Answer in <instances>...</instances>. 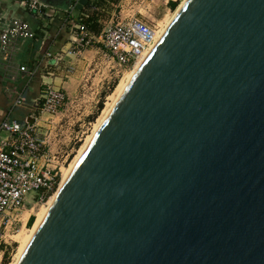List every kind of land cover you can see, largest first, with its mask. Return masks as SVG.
<instances>
[{
    "label": "water",
    "instance_id": "water-1",
    "mask_svg": "<svg viewBox=\"0 0 264 264\" xmlns=\"http://www.w3.org/2000/svg\"><path fill=\"white\" fill-rule=\"evenodd\" d=\"M16 264H264V0H184Z\"/></svg>",
    "mask_w": 264,
    "mask_h": 264
},
{
    "label": "built area",
    "instance_id": "built-area-1",
    "mask_svg": "<svg viewBox=\"0 0 264 264\" xmlns=\"http://www.w3.org/2000/svg\"><path fill=\"white\" fill-rule=\"evenodd\" d=\"M79 0H70L64 10L71 16ZM179 0H164L165 3ZM38 17L46 14L48 6L40 0H21ZM95 0L91 1L93 11ZM139 13V12H138ZM87 16V14H85ZM52 21L53 17L49 16ZM101 21V22H100ZM101 31L98 35L90 32L84 25L74 24L69 36L70 46L56 52L46 50L44 68L46 73L60 66L66 57H76L88 48L102 46L108 64L113 69V77L130 69L143 55L147 54L157 41L158 28L149 24L136 13L110 16L99 19ZM35 31L28 22L14 18L0 31V54L5 61L10 59L14 42L33 39ZM71 66L66 73H71ZM26 71L25 66L19 67ZM35 74V69L28 71ZM107 89H110L107 86ZM26 98L19 94L14 106L25 104ZM36 108L29 112L22 122L4 119L0 122V240L14 234L17 225L23 223V214L36 204L45 203L57 191L62 170L68 165L69 154L58 156L54 150L59 117L68 104L65 91L52 82H44Z\"/></svg>",
    "mask_w": 264,
    "mask_h": 264
},
{
    "label": "rangeland",
    "instance_id": "rangeland-1",
    "mask_svg": "<svg viewBox=\"0 0 264 264\" xmlns=\"http://www.w3.org/2000/svg\"><path fill=\"white\" fill-rule=\"evenodd\" d=\"M181 1L179 0L176 7L171 9L164 0H95L93 11L98 13L99 19H108L113 14L124 18L126 14L134 12L144 21L161 29L164 22L172 17ZM28 40L34 42L33 39ZM65 41L63 42L65 43ZM20 60L23 62L26 58L22 56ZM71 62L72 64H69L72 67L70 75L75 74V85L72 95H68L67 106H65L59 117L55 118L57 136L53 141L54 150L58 152V156L69 154L68 164L85 139L92 133L93 124L100 115L108 95L120 79L131 71V69H127L128 71H122L118 77H113V69L108 64L107 57L100 45L86 49L82 54L72 58ZM61 69H63L62 66ZM52 70L56 72V69ZM107 86L110 89H107ZM100 104L102 105L100 106ZM14 115L10 117L16 118ZM45 203L36 204L33 212L24 214V220H29L30 216L35 218L36 211ZM26 211H31L29 205H27ZM31 226L28 224L24 227L17 225L14 234H11L12 236L0 240V245L2 244V247L0 246V264H13L15 262L19 249L18 236L29 233ZM4 252H6V257L3 261Z\"/></svg>",
    "mask_w": 264,
    "mask_h": 264
},
{
    "label": "crops",
    "instance_id": "crops-1",
    "mask_svg": "<svg viewBox=\"0 0 264 264\" xmlns=\"http://www.w3.org/2000/svg\"><path fill=\"white\" fill-rule=\"evenodd\" d=\"M46 5L48 6L46 14L38 17L23 5L21 0H0V31L6 28L12 19L19 18L28 22L33 30H40L43 34L40 44L29 40L14 42L8 61H5L0 54V122L4 119L22 122L26 115L36 108L35 102L38 101L44 82H52L62 88L68 100V95L73 93L75 74L70 75L71 73L65 71L69 64H72L73 57H66L60 66L53 68L56 72L52 70L47 74L44 68L46 50L54 51L60 46L59 49L66 50L70 46L71 27L61 23L62 11L68 7H66L67 0H53ZM49 16L53 17L52 21ZM22 56L26 58L23 62L20 60ZM20 66H25L27 70L20 71ZM32 66L35 74L29 75L28 71ZM19 94L26 98V102L14 106V100ZM12 115L16 118L10 117Z\"/></svg>",
    "mask_w": 264,
    "mask_h": 264
},
{
    "label": "bare ground",
    "instance_id": "bare-ground-1",
    "mask_svg": "<svg viewBox=\"0 0 264 264\" xmlns=\"http://www.w3.org/2000/svg\"><path fill=\"white\" fill-rule=\"evenodd\" d=\"M184 2V0H182L179 4V6L176 8V10L173 12L172 17L169 18L168 20H166L164 22V24L162 25L161 29L158 30L157 32V39L162 35V33L164 32V30L166 29V27L168 26V24L170 23L171 19L173 18V16L175 15L176 11L180 8V6L182 5V3ZM146 56L143 55L130 69L131 71L126 74L123 78L120 79V81L117 83V85L114 87L113 91L108 95L107 97V101L105 102V105L100 113V115L96 118V121L93 124V130L92 133L85 139L84 143L81 145V147L77 150L76 155L72 158V160L69 162L68 166L65 167L62 170V174H61V181L59 182V186L58 188L61 186V184L64 182V180L66 179V177L68 176V174L70 173L71 169L73 168L74 164L76 163V161L78 160V158L80 157V155L82 154V152L84 151L85 147L87 146V144L89 143V141L91 140L93 134L96 132V130L99 128V126L101 125V123L103 122V120L105 119V117L107 116V114L110 112L111 108L114 106L115 102L117 101L118 97L120 96V94L122 93V91L124 90L125 86L127 85L128 81L130 80V78L132 77L133 73L135 72V70L137 69V67L139 66V64L142 62L143 58ZM129 69V70H130ZM128 71V70H127ZM57 192V191H56ZM56 192L48 199V201L41 205L38 210L35 213V221L32 224V226L29 229V233H23L20 234L18 236V240H19V249H18V253L16 256V260L13 264H16L17 261L19 260L22 252L24 251L26 245L28 244L29 240L31 239L32 235L34 234L35 230L37 229V227L39 226L41 220L43 219V217L45 216L51 202L53 201ZM34 208L31 211H26L25 213H31L33 212ZM23 214V216H24ZM22 216V218H23ZM24 220V218H23ZM25 221V220H24ZM24 227V226H23Z\"/></svg>",
    "mask_w": 264,
    "mask_h": 264
},
{
    "label": "trees",
    "instance_id": "trees-1",
    "mask_svg": "<svg viewBox=\"0 0 264 264\" xmlns=\"http://www.w3.org/2000/svg\"><path fill=\"white\" fill-rule=\"evenodd\" d=\"M91 1L92 0H88V3L86 4V6L83 7L82 10L78 11V10H75V12L69 16L65 11H62V17H61V23L63 25H66V26H70L72 27L74 24H80V25H84L90 32L98 35L101 31V24L99 22V15L97 12H94V11H91L90 8H91ZM169 7L171 9H174L177 5L176 2H169L168 3ZM85 14H87V16H85ZM35 31V36L33 38V41L36 43V44H40L42 39H43V34L41 33L40 30H34ZM59 49L57 50H54V51H50V52H56L58 51ZM34 66H32L30 69L33 70ZM102 104H100L101 106ZM34 222V216H30L27 224L30 226L32 225V223ZM2 247V244L0 245ZM6 257V252H4L3 254V261Z\"/></svg>",
    "mask_w": 264,
    "mask_h": 264
}]
</instances>
